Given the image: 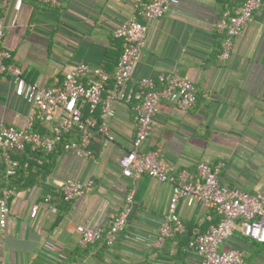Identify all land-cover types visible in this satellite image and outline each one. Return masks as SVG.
I'll list each match as a JSON object with an SVG mask.
<instances>
[{
    "label": "crops",
    "instance_id": "obj_1",
    "mask_svg": "<svg viewBox=\"0 0 264 264\" xmlns=\"http://www.w3.org/2000/svg\"><path fill=\"white\" fill-rule=\"evenodd\" d=\"M0 0L5 34V64L18 66L27 82L61 84L80 62L113 73L121 54L117 26L133 13V0ZM238 0H173L160 18L139 21L147 26L146 44L126 89L145 78L175 73L189 78L195 104L186 111L163 99L142 149L155 151L170 175L185 169L197 181V164L221 165L219 182L230 188L264 194V0L252 20L236 36L228 59H219L222 34L216 23ZM113 87L110 79L105 98ZM102 105H99V107ZM109 124L114 140L104 144L91 131L92 157L58 147L27 154L15 174L9 213L0 223V259L6 264H200L189 241L217 224L219 216L201 201L181 198L177 213L185 230L158 243V227L172 194V183L148 175L127 177L119 159L132 148L136 131L134 102L115 101ZM99 107L97 110H99ZM96 110V111H97ZM88 107L83 114L88 115ZM29 114L26 101L14 94L13 76L0 72V122L22 127ZM61 112L35 119L34 129L50 134ZM99 122L96 112L93 115ZM69 137H78L73 132ZM26 152L13 153L22 158ZM18 160V159H17ZM19 161V160H18ZM4 163L0 153V176ZM68 179L92 181L82 196L65 200ZM133 192L131 202L126 197ZM53 194L51 201L46 194ZM130 207L126 227L112 245L105 241L110 221ZM36 209V214L31 211ZM100 227L103 237L85 243L78 225ZM242 251L241 264H264V243L243 235L238 227L220 245Z\"/></svg>",
    "mask_w": 264,
    "mask_h": 264
},
{
    "label": "built area",
    "instance_id": "obj_2",
    "mask_svg": "<svg viewBox=\"0 0 264 264\" xmlns=\"http://www.w3.org/2000/svg\"><path fill=\"white\" fill-rule=\"evenodd\" d=\"M43 4L57 5L58 0H36ZM173 0H133V13L129 19L117 26L114 36L121 41L122 50L116 66L111 73L102 67H92L80 62L68 71L59 85L43 86L27 82L18 66L5 64L10 57L1 44L5 34L2 18H0V72L7 68L13 76L14 94L29 105V114L22 127H15L0 122V153L4 163V172L0 176V223L5 225L9 213V199L14 189L9 186L10 179L17 173L19 161L13 153L30 151H53L59 146L64 134L69 137L62 143V149L80 157H92L90 149L91 131L95 129L102 137L103 143L114 140V133L109 119L114 115L115 101L134 102L136 115V131L132 148L121 156L119 165L122 174L127 177L148 175L159 181L172 183V194L167 212L158 227L157 241L162 243L174 233L181 234L185 226L177 213V204L181 198L188 205L201 201L219 216L217 224L211 225L204 233H199L189 241V247L201 256L200 264H241L242 251L238 249L221 250V243L230 237L239 227L243 235L264 243V194L250 193L237 188L221 185L219 174L221 165L211 166L206 162L197 164L198 180L193 181L187 170L183 169L176 175H170L167 165L155 151L143 150L142 146L150 134L151 125L158 106L163 99L173 102L180 110L186 111L196 101V90L193 82L175 73H160L157 78L142 79L136 89H126L132 70L139 60L146 44L147 26L139 18L147 22L164 15ZM263 0H238L233 10L226 9L216 23V29L222 34L219 59L229 58L234 40L242 29L252 20L254 12L262 5ZM112 79L113 87L103 98L107 82ZM102 105L97 124L93 115ZM88 107V115L83 114V107ZM61 116L50 134H42L34 129V121L38 117ZM88 181L85 185L76 179H68L62 186L65 200H72L84 195L92 186ZM133 192L127 197L131 202ZM53 194H46L45 200L51 201ZM130 207L126 206L113 216L105 241L112 245L116 235L127 225ZM36 214V209L31 215ZM76 230L81 233L85 243H92L103 237L100 227L78 225ZM0 264H6L0 259ZM63 264H80L68 262Z\"/></svg>",
    "mask_w": 264,
    "mask_h": 264
},
{
    "label": "trees",
    "instance_id": "obj_3",
    "mask_svg": "<svg viewBox=\"0 0 264 264\" xmlns=\"http://www.w3.org/2000/svg\"><path fill=\"white\" fill-rule=\"evenodd\" d=\"M101 108H102V106H100L99 107V110H97L96 111V116H97V118H98V115H99V113H100V110H101ZM69 138V136L67 135V134H64L62 137H61V142H60V144H59V146L58 147H62V143H64V141H66L67 139ZM24 152H26V153H24V155L22 156V158H17L18 160H19V164H23L25 161H27L28 160V158H26V155L27 154H33L34 153V151H30V149H26ZM37 153L39 152V153H42V151H36ZM45 151H43V153H44ZM15 175L10 179V181H9V186H13L14 185V183H16V181L14 180L15 178ZM14 178V179H13ZM0 194H1V189H0Z\"/></svg>",
    "mask_w": 264,
    "mask_h": 264
}]
</instances>
